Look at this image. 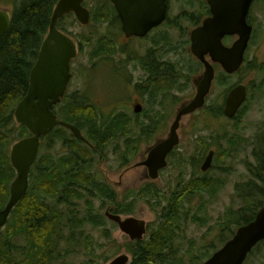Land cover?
Segmentation results:
<instances>
[{"label":"trees","instance_id":"1","mask_svg":"<svg viewBox=\"0 0 264 264\" xmlns=\"http://www.w3.org/2000/svg\"><path fill=\"white\" fill-rule=\"evenodd\" d=\"M57 1L20 0L15 7L12 5L9 30L0 40V210L8 201L9 186L16 176L9 160L10 144L14 140L31 136L24 127L15 124L13 112L27 92L29 72L48 32ZM97 3L102 7L90 9L89 25L109 22L113 29L119 30L120 22L109 0H97ZM198 11V8H186L179 12V16L195 27L202 21L195 14ZM64 20H71L70 25L75 24L76 20L70 15L58 20L57 29L71 36L61 26ZM168 28L175 30L177 25L170 20ZM169 32L163 35L161 33L158 40L153 41L151 50H158L156 53L146 50L144 56L139 58L144 72L143 81L147 83V87L142 90L146 98L140 114L129 116L121 111L105 116L98 111L90 96L81 91H68L60 103L52 108L59 120L72 124L83 132L88 143L74 139L68 130L61 127H56L41 138L37 160L29 173L26 195L12 210L0 236V264H73L69 258L75 248L78 255L98 258V249L107 246V250L114 255L111 235H107L105 231L109 223L101 210L111 207L110 211L114 214L131 215L135 213L134 206L140 201H144L155 212L156 218L148 225L147 235L143 240L126 244L127 252L132 257L130 264L184 263L185 255L182 253L186 246L182 245V241L186 237V224H205L201 214L224 184L209 177L208 173L202 174L199 171L187 180L179 177L174 187L167 192L152 183H146L129 198L131 201L121 203L117 193L99 177L97 170V163L104 159L109 146L112 145L115 151L123 144L126 151L124 157H120L119 164L125 165L137 152L140 143L163 134L169 122L167 118L171 115L165 106L174 105L175 91L183 93L185 90V84L177 82L182 80L186 71L193 72L194 75L202 67L187 52V36L182 38L179 46L168 37ZM75 36L79 52L83 50V45L92 44L88 37L80 34ZM101 39L89 55V60L94 65L88 71H93L90 77L94 76V69L100 64H109L107 61L116 52L110 38L104 41ZM121 51L124 52L123 49ZM181 51L188 55V60H182L181 63L171 60L172 55L178 57ZM112 67L113 73L119 76L124 69L123 66L121 71ZM243 69L244 66L239 73ZM215 85H230L229 76L219 71ZM260 85L263 88L264 82ZM139 87L134 85V90ZM218 105L211 107L209 111L212 118H224L223 103ZM245 109L243 106L232 120L238 119ZM224 140L227 148L223 151L222 158L234 159L241 143L237 136ZM119 141L121 142L118 143ZM196 146L201 149V156L211 147L217 148L204 141ZM250 147L253 162L243 164L248 179L234 187L238 207L228 209L224 220H220V231L228 232V235L224 240L221 239L218 247L207 243L202 246V251L193 256L198 260L192 264H202L232 237L236 228L252 221L264 205V131L256 133ZM187 207H194L195 214L183 212ZM110 226L111 229L116 228L112 223ZM94 230H102L103 237L107 236L105 243L97 246L98 241L92 233ZM263 250L264 242H260L248 258L260 255ZM186 253L189 255L190 250ZM78 264L89 263L83 261Z\"/></svg>","mask_w":264,"mask_h":264},{"label":"rangeland","instance_id":"2","mask_svg":"<svg viewBox=\"0 0 264 264\" xmlns=\"http://www.w3.org/2000/svg\"><path fill=\"white\" fill-rule=\"evenodd\" d=\"M19 1L20 0H16L15 2L14 0H0V10L10 14L12 11V6L10 7V5L13 4L15 7ZM205 1L206 0H169V18L173 20V22H176L177 29H181V32L186 33L189 23L181 19L179 12L186 8H205ZM85 4L88 9L96 7L94 0H86ZM90 5L91 8H89ZM251 8L249 18L253 26V37L247 50L246 63L244 64L243 71L237 75L230 76V85L226 87H219L215 85L214 82L205 106L198 112L192 113L181 120L177 131L179 138L177 148L169 158L170 161H167L168 165L164 172L152 184L158 189L167 192L174 187L179 177H185L183 180L191 178L199 172V166L208 152L206 151L204 156H201V149H199L196 144L204 141L208 144L217 146L216 155L213 157L212 168L208 175L214 180H220L224 185H222L216 193V197L212 200L211 204H206L201 214L205 219V224L203 226L200 225L201 223L186 224V237L182 241V245L186 246V250L182 253L185 255L183 264H192L194 261L198 260L193 258V256L198 255L200 251H202L201 247L206 245V243L209 244V246L218 247L221 239L224 240V238L227 237L228 232L220 231L221 221L224 220V215L227 214L228 209H235L238 207V202L234 196V187L236 184L242 183L248 179V174L243 164H251L253 162L251 157V143L256 133L264 131V86L261 88L260 85L261 82H264V0H254ZM174 17L176 19H173ZM70 23H72L71 20H64L61 26L66 28L67 31L72 34V37H75L77 34L88 37L89 41H92V44L90 46L83 45V50L78 53L76 59L72 62V78L68 91L86 92L92 99L94 105L97 106L98 111L104 113L105 116L121 111L129 116H133V111L138 106H141V102H144L142 94L134 90V85L135 83L142 84L141 80H143L144 76L142 70H140L141 64L139 63V58L151 45L147 43L149 39L144 42L138 40V38L126 40L121 32V26L119 30L118 28L113 29L109 22L102 25H88L86 27L80 26L77 22L72 25H70ZM189 27L191 26L189 25ZM158 29H161V31L158 30L148 37L152 40L157 39L164 29H167V26ZM177 29L170 30L172 31L171 39L174 44L180 46L179 42L181 39H179L177 33L179 30ZM100 38H102V41L106 40V38H110L116 52L115 55L107 61L110 65L108 63L100 64L97 68L95 67L94 76L90 77L93 71H88L93 68L94 65L89 60V55ZM233 41L234 38H231L226 40L224 44L229 46ZM122 48L124 49L123 53L121 51ZM171 60L181 63L182 60H188V55L181 51L178 57L172 55ZM112 66L119 71L122 70L123 66L124 69L121 71V74L123 73V76L127 77L124 78L122 76L121 79L119 75H115ZM219 71H221L220 68L215 69V76H217ZM203 72V67H201L200 70H196L194 75H192L193 72L186 71V73L183 74L184 77L182 80L177 82V84L179 83L180 85L185 84V90L183 93H177L175 91L176 96L174 95V97L176 99H174V105L167 104L166 110L170 111L171 115L167 118L169 122L163 134L155 135L151 139L148 138L140 143L137 152L130 157L129 162L125 165L119 164L120 157H124L123 154L126 151V149L123 148V144L122 147H119L115 151L112 145L109 146L104 159L97 163L99 177L110 184L117 193L121 203L131 201L129 198H131L141 186L149 181L146 169L144 167H139L138 164L146 158L147 151L149 150L148 148L154 141L165 138L168 133L171 119H174L179 106L191 97H194L196 83L200 81L199 79ZM83 79L87 84L83 82ZM240 83L245 85L248 89L247 101L244 104L246 109L242 115L235 120H228L222 117L212 118L209 114L211 107L222 104L229 91L228 89ZM235 127H237V129H235ZM231 136H237L238 141L241 143L237 148L239 152L234 159H223L222 153L227 148L224 138L226 139ZM17 141L14 140L12 144L17 143ZM12 144H10V146ZM56 147L57 146H55V149ZM210 149L214 148L211 147ZM58 150L60 151V148ZM91 150L93 151L94 149L91 148ZM51 154L53 155V152H51ZM110 208L111 207L102 208L101 214H105L107 209L110 212ZM134 208L135 213L131 215L133 218L145 221L147 225L154 222L156 214L144 201L136 203ZM183 212L188 213V215H193L196 210L194 207H187ZM125 217V215L122 216V218ZM110 227V224H108L105 231L107 235H111V245L115 252L114 255L113 252L107 250V246H102L98 249V258L78 255V250L75 248L74 252L71 254L75 256L70 255L69 261L73 264H78L83 261H87L89 264H109L111 260L120 255L128 256L131 261V256L128 254L126 247V244L130 242L129 238L122 234L117 228L111 229ZM101 232L102 230L92 231L98 241L97 246L98 244L106 242L104 239L107 238V236L103 237ZM209 246H206V248ZM188 250H190L189 255L186 253ZM95 253H97V250ZM263 256L264 250L260 255L255 254L247 258L244 264H263Z\"/></svg>","mask_w":264,"mask_h":264},{"label":"water","instance_id":"3","mask_svg":"<svg viewBox=\"0 0 264 264\" xmlns=\"http://www.w3.org/2000/svg\"><path fill=\"white\" fill-rule=\"evenodd\" d=\"M83 0H58L55 5L48 32L40 47L28 79L25 96L14 110V121L25 127L31 136L23 138L10 148L9 160L15 171V178L9 186V198L0 210V235L8 218L26 195L29 186V172L35 163L40 147V139L56 127L69 131L71 136L86 142L80 130L72 124L57 119L51 108L65 96L72 78L70 62L77 55L76 44L57 29V22L64 15L73 13L77 21L87 26L89 11L81 6ZM114 5L126 39L143 38L153 28L166 19L167 0H110ZM253 0H206L210 16L189 35L190 53L204 68L192 100L177 109L169 128L168 136L153 145L144 161L139 163L147 169L148 179L157 180L159 172L167 167V157L178 145L177 131L181 120L203 108L215 77L213 65H218L226 75L236 74L243 62L251 35L252 27L247 18ZM10 14L0 11V40L10 27ZM227 37H236L231 46L223 44ZM247 97L246 87H232L224 99L222 108L226 119H233ZM135 113L139 109L134 110ZM214 151L204 158L200 170L205 173L212 166ZM105 217L116 225L118 230L131 241H141L146 234V225L133 217L122 218L109 213ZM264 241V206L253 220L237 228L234 235L220 249L202 264H244L255 246ZM109 264H129L126 255L114 258Z\"/></svg>","mask_w":264,"mask_h":264},{"label":"flooded vegetation","instance_id":"4","mask_svg":"<svg viewBox=\"0 0 264 264\" xmlns=\"http://www.w3.org/2000/svg\"><path fill=\"white\" fill-rule=\"evenodd\" d=\"M92 1V0H91ZM96 2H97V0H96ZM84 5V4H83ZM112 5V4H111ZM102 6H100V5H98V6H96V7H94V8H101ZM112 7H113V5H112ZM87 8V7H86ZM89 8H91V5H90V7ZM109 8H111V7H109ZM88 9V8H87ZM113 9H114V7H113ZM168 9L169 8H167V15H166V19H165V22H163L159 27H163V26H167V29H164V31L162 32V35L164 34V33H166L167 31H170V29L168 28V24H169V21L171 20L170 18H169V15H170V13H169V11H168ZM251 9V8H250ZM89 11H90V9H88ZM198 12H195V14H197V16H198V18L199 19H201L202 18V21L204 20V19H206L207 17H209L210 16V12H209V8H198ZM114 12L116 13V11H115V9H114ZM90 15H91V12H90ZM117 15V14H116ZM249 15H250V12H249V14H248V18H247V22H248V24H250L251 25V23H250V18H249ZM118 18V17H117ZM202 21L200 22V24L199 25H196L195 27H193V24L192 23H189V25L191 26V27H189V25L187 26V31H186V33L185 32H181L182 30L180 29H177V30H179L177 33H178V35H179V39H181L182 40V38H185L184 36H187V38H188V40H189V46H190V39H189V35H190V32L192 31V30H194V29H196L197 27H199L200 25H201V23H202ZM174 23H176V22H174ZM252 26V25H251ZM158 27V28H159ZM252 28H253V26H252ZM155 29H153L151 32H153ZM176 30V29H175ZM150 32V33H151ZM149 33V34H150ZM171 33H172V31H170L169 32V34H168V37H170L171 38ZM148 34V35H149ZM231 39V38H230ZM156 40H158V39H149L148 41H147V43H150L151 45L149 46V48L147 49L148 51L150 50V51H153V52H157L158 50H151L152 49V46L154 45V43H153V41H156ZM234 40H235V38H234ZM189 46H188V48H187V52L190 54V50H189ZM145 54V53H144ZM144 54L141 56V57H143L144 56ZM140 70H142L141 68H140ZM142 73H144L143 71H142ZM141 78V77H140ZM142 81V84L141 83H136V85H139L140 87L138 88V89H136V91H138L140 94H142V97H143V100H144V98H146V96L144 95V93H142V90H144L146 87H147V83H145L143 80H141ZM141 104V109L143 110V104H144V102H141L140 103ZM167 106V105H166ZM166 106H165V108H166ZM194 114V113H193ZM172 120V119H171ZM171 123V122H170ZM170 126V125H169ZM167 128V127H166ZM169 130V129H168ZM165 131H166V129H165ZM168 136V133H167V135L165 136V138ZM165 138H162V139H159V140H157V141H154L153 143H152V145H154V144H156V143H158V142H160V141H162L163 139H165ZM178 141H179V138H178ZM175 148H177V147H175ZM174 148V149H175ZM214 148V147H213ZM215 149V151L217 150V148H214ZM145 160V158L142 160V161H144ZM141 161V162H142ZM138 166H139V164H138ZM139 167H143V166H139ZM145 168V167H144ZM146 169V168H145ZM146 171H147V169H146ZM164 172V170L163 171H161L159 174L161 175L162 173ZM146 183H150L149 181L148 182H146ZM110 185V184H109Z\"/></svg>","mask_w":264,"mask_h":264}]
</instances>
